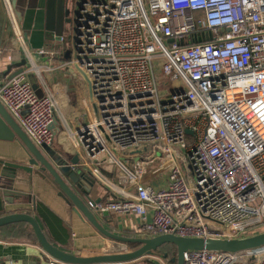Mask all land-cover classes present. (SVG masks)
<instances>
[{
  "label": "built area",
  "instance_id": "1",
  "mask_svg": "<svg viewBox=\"0 0 264 264\" xmlns=\"http://www.w3.org/2000/svg\"><path fill=\"white\" fill-rule=\"evenodd\" d=\"M76 1L65 65L88 83L93 117L72 130L48 86L42 96L33 88L29 72L38 66L6 76L0 100L32 142L50 146L56 127L66 128L84 164H93L91 175L117 195L96 209L138 214L151 237L235 239L264 228V0ZM160 147L167 155L158 163ZM161 172L165 187L147 183ZM46 255L48 264H65ZM184 257L185 264H264V246L190 249Z\"/></svg>",
  "mask_w": 264,
  "mask_h": 264
},
{
  "label": "crops",
  "instance_id": "2",
  "mask_svg": "<svg viewBox=\"0 0 264 264\" xmlns=\"http://www.w3.org/2000/svg\"><path fill=\"white\" fill-rule=\"evenodd\" d=\"M75 1L10 0L18 20V29L25 37L32 53L29 57L26 47L20 44L12 30L5 0H0V79L12 75L21 67L27 71L38 66L40 72L32 70L29 75L33 74L37 78L42 92L44 83L48 86L54 93L59 109L70 127L77 131L93 117V110L88 83L79 73L70 72L65 65L71 48L65 35L68 24L63 22L62 25V20L65 7L69 5L71 9ZM61 30L66 38L64 42L59 41L53 34ZM40 49L53 50L55 54H41ZM67 53L69 56H66ZM24 59H27V63L19 66ZM56 130L55 139L50 145L53 149L66 152L70 158L82 151L66 128L59 125V129L57 126ZM27 158L25 148L18 139L0 140V159L22 161ZM92 165L91 162L84 164L82 158L85 172H90ZM167 175V172H161L156 177H148L147 183L156 187H165L168 184ZM89 176L90 182L86 183L85 190L78 188L79 195L88 205L90 200L104 203L116 198L117 195L112 190L98 182L91 173ZM5 185L13 192L10 191V194L5 196L0 190L1 213L5 215L23 212L35 215L53 243L61 249L81 256L134 250L129 243L104 235L85 217L79 215L73 209V205H69L39 176L34 175L31 182L25 180L11 183L10 178L3 176L0 164V188ZM37 203L41 212L37 210ZM91 208L95 211V208ZM151 218L152 212H149L147 220L151 221ZM97 219L113 233L130 237H151L140 231L143 221L138 214L110 212L109 215H97ZM10 260L14 261V264H48V256L40 244L26 239L0 238V264H10ZM123 264H172V262L163 254L152 252Z\"/></svg>",
  "mask_w": 264,
  "mask_h": 264
},
{
  "label": "water",
  "instance_id": "3",
  "mask_svg": "<svg viewBox=\"0 0 264 264\" xmlns=\"http://www.w3.org/2000/svg\"><path fill=\"white\" fill-rule=\"evenodd\" d=\"M69 15L70 10H65L62 25L63 22L67 24L71 23L72 20L69 18ZM62 33V30L57 33L53 32L54 36L62 35ZM173 40V38L169 39L170 42ZM26 63L27 59H24L19 63V66H24ZM24 70V67H21L10 77L24 72ZM29 79L37 94L42 96L43 92L37 78L33 74H30ZM187 132L191 133V130H187ZM15 138L22 143L28 158L22 161L0 159L2 174L10 178L11 183L25 180L31 182L33 176L37 175L51 185L60 197L69 205L74 206L73 209L79 215L85 217L104 235L124 243H139V246L132 251L81 256L65 251L55 245L43 231L41 224L33 214L15 212L0 216V227L15 222H28L33 227L38 242L45 252L65 264L128 263L156 251L166 243H172L177 246V264H185L184 254L190 249H210L232 253L264 246V231L235 239H205L199 237H181L172 234L153 237H130L113 233L101 225L97 219V215H109L110 212L103 211L101 213L96 209V204L99 201L90 200L89 206L78 193V188L84 189L86 188V183L90 182V172L83 170L80 152H77L70 158L66 152L53 149L51 146L43 145L42 147H38L32 142L0 100V140H12ZM9 188L5 185L1 186L0 190L6 196L12 191ZM91 207L95 208V211Z\"/></svg>",
  "mask_w": 264,
  "mask_h": 264
},
{
  "label": "trees",
  "instance_id": "4",
  "mask_svg": "<svg viewBox=\"0 0 264 264\" xmlns=\"http://www.w3.org/2000/svg\"><path fill=\"white\" fill-rule=\"evenodd\" d=\"M36 207H37V210L41 212L40 211L41 209L39 208L38 203ZM0 214H3V213H1L0 211ZM43 231L46 233L44 228H43ZM262 231H264V228H261L258 231L252 232V234H255L257 232H262ZM0 238L19 239V240L26 239V240H30V241L40 244L38 242V239L36 237L33 227L28 222H15V223H11V224L0 227ZM48 238L52 241V239L49 236ZM129 246L135 249L139 246V243H129ZM154 252H159L163 254L165 257L170 259L172 264H177V246L175 244L166 243L162 245L161 247H159Z\"/></svg>",
  "mask_w": 264,
  "mask_h": 264
},
{
  "label": "rangeland",
  "instance_id": "5",
  "mask_svg": "<svg viewBox=\"0 0 264 264\" xmlns=\"http://www.w3.org/2000/svg\"><path fill=\"white\" fill-rule=\"evenodd\" d=\"M76 3H77V1H75V3L73 2V6H72V11H73V8L75 7V5H76ZM69 18L71 19V20H73L74 19V14H73V12L72 13H70V16H69ZM65 35L68 37V35H69V31H66L65 32ZM207 37V34L204 32V33H199V35L198 36H196V38L198 39V38H200V39H205ZM69 48V47H68ZM66 56H69V54L67 53V55ZM156 72H157V74L158 75H161L160 74V71L158 70V69H156ZM161 77V76H160ZM165 87V85H161L160 86V89L162 88H164ZM91 106H92V108L94 109V106L91 104ZM95 110V109H94ZM97 114V113H96ZM186 141H187V143H193L194 141H195V138H194V136L193 135H187V137H186ZM160 150H158V152H157V157L159 158V161H158V163H160V162H162L163 160H164V158L166 157V155H167V153L160 147L159 148ZM156 151H157V149H155ZM154 150V151H155ZM181 165H182V167H183V169H185V171H188L189 172V169H190V165H188V163L184 160V158H182L181 159ZM188 172H186L187 173V175L188 176H191L190 175V172L188 173ZM190 178V177H189Z\"/></svg>",
  "mask_w": 264,
  "mask_h": 264
},
{
  "label": "flooded vegetation",
  "instance_id": "6",
  "mask_svg": "<svg viewBox=\"0 0 264 264\" xmlns=\"http://www.w3.org/2000/svg\"><path fill=\"white\" fill-rule=\"evenodd\" d=\"M69 7H70V6H69V5H67V6L65 7V8H66V10H68V9H69ZM69 10H70V9H69Z\"/></svg>",
  "mask_w": 264,
  "mask_h": 264
}]
</instances>
